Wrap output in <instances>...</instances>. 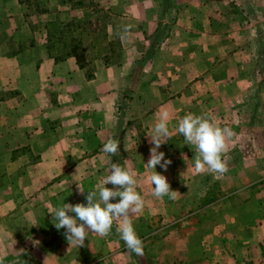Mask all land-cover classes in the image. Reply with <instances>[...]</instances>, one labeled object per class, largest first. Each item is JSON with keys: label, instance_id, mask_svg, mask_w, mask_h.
I'll return each mask as SVG.
<instances>
[{"label": "crops", "instance_id": "1", "mask_svg": "<svg viewBox=\"0 0 264 264\" xmlns=\"http://www.w3.org/2000/svg\"><path fill=\"white\" fill-rule=\"evenodd\" d=\"M37 50L39 48L33 46L11 58L14 66L25 54L32 59L43 58L45 62L31 76L22 80L18 76L15 79L19 80H12L10 85H32L34 94L31 98L25 93L19 96L34 103H38L37 95L42 92L43 85L44 88L47 86L56 92L57 104L39 117L42 120L37 124L34 116L25 117L23 124L15 130L6 129L3 142L9 150L29 146L43 152L38 163L43 171L41 176L35 174L33 161H23L20 157L11 164L25 169L19 182L24 185L26 197L33 195L35 183L49 187L41 194L42 204L33 202V197L21 206H14L12 201H0V247L19 246L18 231L24 230L30 237L29 232L39 221L31 218L35 210H39L42 217L51 218V214L54 217L58 208L54 202L82 201L87 192L96 190L110 174L112 163H119L134 171L136 190L145 201L142 211L131 214L136 233L143 240V254L129 250L120 237L111 235V231L105 236L89 232L83 246L69 244L67 239L56 244L45 256L47 264H51V259L53 264H211L206 248L215 243L219 249L213 258L218 264H264V115L259 117L263 121H256L258 117L255 116L248 127L243 119L246 114L232 116L224 106L238 97L243 102L242 90L250 85V79L223 78L218 70L224 71L225 65L213 68L215 72L203 75L202 81L194 82V77H185V84L189 80L179 96L164 99L148 115L137 112L134 116L142 121L147 136L141 141L129 125L133 110L130 113L126 109L120 113L116 110L121 93L115 87L121 85V76L128 71L127 63L114 66L98 58L91 63L93 77L86 78L84 67L76 65L73 57L56 62L47 59L45 48L39 50L40 54ZM201 50L205 49H191V54ZM207 64L191 62L190 71L206 68ZM242 64L238 62L237 66L235 63L234 67L241 68ZM46 71L47 79H43L42 74ZM172 73L180 77L190 74L186 71L187 74ZM197 82L205 84L203 95L195 89ZM234 87H240L241 96L233 92ZM200 96L204 103L198 110L196 101ZM16 97L5 102H16ZM185 109H190L186 114L208 117L218 126L232 130L233 135L227 139L222 157L228 165L226 173L195 172V146L188 145L185 140L182 142L184 137L178 132L180 118L176 116ZM164 110L170 113L171 136L159 151L165 153V159H170L171 164L166 171L159 165L155 170L166 176L171 189L178 192L175 199L153 196V186L148 179L154 172L147 166L153 146L149 143L154 126L151 121ZM9 111L12 115L14 108ZM46 122L53 123L55 128H49V125L35 128ZM109 138L120 141L117 155L103 151ZM53 222L57 221L54 219ZM6 223L12 225L6 227ZM120 223L121 220H115L117 230ZM195 249L199 250L198 257L194 256Z\"/></svg>", "mask_w": 264, "mask_h": 264}, {"label": "rangeland", "instance_id": "2", "mask_svg": "<svg viewBox=\"0 0 264 264\" xmlns=\"http://www.w3.org/2000/svg\"><path fill=\"white\" fill-rule=\"evenodd\" d=\"M129 25V39L122 40L117 33ZM33 46L39 50L45 48L51 61L73 57L76 65L84 67L86 78L93 77L91 63L98 58L114 66L127 63L128 71L121 76V85L115 87L121 93L116 110L118 113L133 110L129 125L141 141L147 136L142 121L134 117L137 112L152 113L164 99L179 96L191 77L195 78L194 82L202 81L203 75L215 72L212 69L216 66L225 65L224 71L218 70L223 78L251 80L242 90L243 102L238 97L224 103L227 112L232 116L246 114L243 119L248 127L255 116L259 121L260 115H264V0H0V201H12L14 206H21L32 197L33 202L42 204L41 194L49 187L35 183L33 195L26 197L24 185L19 182L25 169L11 164L20 157L23 161H33L35 174L41 176L43 171L38 163L43 152L29 146L9 150L3 142L6 129L15 130L25 117L34 116L37 124L42 120L39 117L57 104L56 92L47 86L43 85L37 95L38 103H34L19 96L25 93L31 98L32 85H10L12 80H19L15 79L18 76L22 77L20 80L31 76L45 62L43 58L32 59L25 54L14 66L11 58ZM199 48L205 50L191 54V49ZM197 61L208 63L207 67L191 72L190 63ZM238 62L243 63L241 68L234 67ZM187 68L188 76L172 73L187 74L184 71ZM46 73L42 74L43 79H47ZM185 77L189 78L186 84ZM256 80L262 84L257 85ZM195 89L203 95L205 84L197 82ZM233 92L241 96L240 87H234ZM15 96L16 102H5ZM196 102V109L200 110L204 98L200 96ZM189 111L181 110L176 117L181 119ZM151 122L154 125L156 120ZM47 125L41 123L35 128ZM86 202L83 199L67 203ZM63 204L54 202L57 207ZM32 215L33 220L39 221L29 232L30 237L24 230L18 231L19 246L0 247L2 264H47L45 256L60 241H66L65 229L57 230L54 217H42L39 210ZM7 224L12 225L4 226ZM17 227L21 228L18 224ZM53 230L57 231L56 235L50 236ZM28 243L31 244L27 246ZM45 246L49 249L42 253ZM218 249L217 243L206 248L211 264H218L213 258Z\"/></svg>", "mask_w": 264, "mask_h": 264}, {"label": "clouds", "instance_id": "3", "mask_svg": "<svg viewBox=\"0 0 264 264\" xmlns=\"http://www.w3.org/2000/svg\"><path fill=\"white\" fill-rule=\"evenodd\" d=\"M131 26H125L117 34L122 40L129 39ZM170 113L167 110L157 114L156 123L149 135L150 158L147 162L149 169L154 172L148 177L153 186L152 195L156 198L168 196L175 199L177 191L171 189L166 176L158 173L157 165L164 171L171 164L165 159V153L159 151L171 136L169 131ZM178 132L182 134L188 145H194V169L196 173L208 172L222 175L228 171V165L222 158L226 151V141L233 132L228 127H220L208 117L186 114L178 122ZM120 141L109 138L103 145V151L112 156L119 153ZM111 184L112 187H106ZM136 178L133 170L112 163L110 174L98 184L96 190L87 192L86 203L75 205L64 203L55 209L54 226L57 230L65 229V237L69 244L83 246L89 232L98 235H108L115 220H121L118 227L120 239L127 248L137 255L143 254V240L138 236L131 219V214L144 208V199L136 190ZM79 191L83 193L79 187ZM119 198L118 202H112ZM74 214V215H73ZM53 217V214H51ZM2 264V261H0Z\"/></svg>", "mask_w": 264, "mask_h": 264}, {"label": "trees", "instance_id": "4", "mask_svg": "<svg viewBox=\"0 0 264 264\" xmlns=\"http://www.w3.org/2000/svg\"><path fill=\"white\" fill-rule=\"evenodd\" d=\"M150 44H151V41H150ZM114 226H115V223H114ZM56 232H57V231L53 230V231L51 232L50 236H52V235H56ZM54 233H55V234H54ZM111 233H112L111 235H112V236H115V237H119V235H120L119 232H118V230H116V228H115V230L112 228V229H111ZM115 233H118L119 235H115ZM55 237H56V236H55ZM48 249H49V248L45 246L44 249H43V251H42V253L47 252Z\"/></svg>", "mask_w": 264, "mask_h": 264}]
</instances>
